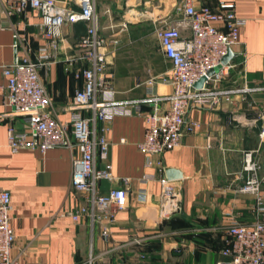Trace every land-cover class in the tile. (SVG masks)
I'll return each instance as SVG.
<instances>
[{
	"label": "crops",
	"instance_id": "1",
	"mask_svg": "<svg viewBox=\"0 0 264 264\" xmlns=\"http://www.w3.org/2000/svg\"><path fill=\"white\" fill-rule=\"evenodd\" d=\"M181 1L95 0L99 34L106 41L102 52L107 78L116 100L140 99L149 92L171 94L172 87L164 81L170 64L161 53L156 31L181 21L177 11ZM217 1L208 0L206 5L215 8ZM234 2L237 16L246 20L235 51L245 57L237 54L232 59L235 68L220 88L263 87L264 0ZM67 8L79 11L73 2ZM86 26L83 22L65 24L57 51L39 69L54 114L66 123L81 81L66 72L65 66L77 55L76 45ZM179 29L182 37L190 36L187 28ZM15 38L22 41L23 49L13 48ZM46 43L38 12L28 8L7 16L0 3V189L8 191L11 199L12 260L17 264H86L92 254L107 264H217L223 259L230 224H264V213L258 212L255 198L239 193L244 184L245 151L254 152L264 176V91L235 93L228 101L191 106L186 119L198 128L185 134L178 148L158 157L149 169L137 149L145 133L141 117L118 114L109 122H98L97 130H105L111 145L106 160H98L96 167L110 166L116 178L130 180L126 209L100 224L109 230L108 241L103 239L100 225L91 226L88 218L73 222L69 214L85 204V195L70 186L72 157L78 152L53 148L45 153L30 149L12 153L7 147L8 128L25 131L27 127L3 105L2 67L11 64L15 55L36 62ZM159 168L182 174L181 179L171 181L180 193L179 210L167 220L159 217ZM145 174L155 179L143 182ZM123 187L120 182L101 181L98 192ZM142 191L144 199L140 198ZM262 195L264 203V189Z\"/></svg>",
	"mask_w": 264,
	"mask_h": 264
},
{
	"label": "built area",
	"instance_id": "2",
	"mask_svg": "<svg viewBox=\"0 0 264 264\" xmlns=\"http://www.w3.org/2000/svg\"><path fill=\"white\" fill-rule=\"evenodd\" d=\"M207 1L182 0L177 8L182 15L181 21L156 31L161 53L170 64L164 81L172 87L171 94L153 95L149 92L140 99L116 100L107 78V61L102 52L106 41L99 34L95 0H0L7 16L28 8L38 12L47 42L40 48L36 62L15 55L11 64L2 67L5 78L3 105L10 110V116L23 119L27 127L25 131L8 128L7 147L12 153L22 149L45 153L53 148L78 152V156L72 157L70 186L85 195V204L69 214L73 222L86 217L91 226L100 225L103 221H112L118 212L126 209V188L130 180L116 178L110 166L96 167L98 160H106L111 145L104 135L105 130H97L98 122H109L118 114L141 117L145 133L137 149L144 155L145 167L149 169L156 164L158 157L178 148L185 134L198 128L197 123L186 119L191 106H202L211 100L214 104L228 101L235 93L264 91V86L238 90L220 88L221 82L235 68L232 60L223 65L222 58L228 52L245 57L235 48L239 45L240 32L246 20L237 16L235 0H218L215 8L207 6ZM69 2H73L79 11L69 10ZM79 22L87 26L76 45L77 55L67 60L65 71L81 81V86L74 92L68 107L70 122L66 123L55 116L39 69L48 64L57 51L63 26ZM180 27L187 28L190 36L182 37ZM13 48L23 49L19 38H15ZM210 70H215V73L208 76ZM202 77L206 78L202 88H194ZM152 83V80L148 82L150 86ZM144 107L149 110H144ZM261 135L264 136V124ZM124 142L120 140V143ZM242 172L244 184L239 193L253 196L258 212L264 213V176L253 151L243 153ZM158 173L157 181L161 188L159 217L167 220L179 210L181 198L161 168ZM154 179V175L145 174L142 181ZM101 181L120 182L124 187L111 188L100 194L98 184ZM144 197L145 192L142 191L140 198ZM10 211V194L0 189V264H17L11 258L15 235L9 224ZM100 230L103 239L108 241V228L100 225ZM227 236V246L221 251L223 259L217 264H264L263 223L255 222L250 226L232 223L227 228ZM86 264L107 263L90 254Z\"/></svg>",
	"mask_w": 264,
	"mask_h": 264
},
{
	"label": "water",
	"instance_id": "3",
	"mask_svg": "<svg viewBox=\"0 0 264 264\" xmlns=\"http://www.w3.org/2000/svg\"><path fill=\"white\" fill-rule=\"evenodd\" d=\"M236 55L232 54L231 52H228L227 55H225L222 60L221 63L223 65H225L227 62H229L230 60H232ZM215 73V70H210L208 72V76H211ZM206 80L205 77H202L197 83H195L194 88L196 89H201L202 88V84L203 82ZM163 173L165 178L168 181H174V180H178L182 178V174L180 171L176 170V169H172V168H165L163 169Z\"/></svg>",
	"mask_w": 264,
	"mask_h": 264
}]
</instances>
